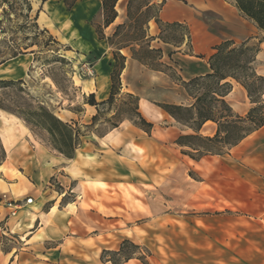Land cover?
Returning a JSON list of instances; mask_svg holds the SVG:
<instances>
[{"label":"rangeland","instance_id":"1","mask_svg":"<svg viewBox=\"0 0 264 264\" xmlns=\"http://www.w3.org/2000/svg\"><path fill=\"white\" fill-rule=\"evenodd\" d=\"M30 1L28 15L25 5L15 1L12 21L3 24L4 32L0 30V50L5 51L8 44L24 51L0 65V78L21 79L22 101L44 105L64 121L77 122L88 134L74 159L64 156V171H53L61 155L43 130L31 131L30 140L17 142L20 152L13 158L31 182L50 184L59 192L63 188L64 224L70 233L83 234L84 264H103V250L118 249L124 239L150 252L147 264H264V129L224 155L194 160L183 154L175 140L185 132L169 115H159L158 104L190 105L192 99L169 76L134 60L128 49L122 53L135 66L130 76L124 78L121 73L122 89L132 90L158 115L146 113L142 104L141 113L154 124L151 133L130 120L111 130L106 122L86 128L97 113L95 106L85 103L86 97L95 93L98 101L105 100L111 88L114 47L100 36H111L115 26L125 21L127 0H118V17L107 28L102 26L101 0H77L71 8L64 0ZM170 1L174 19L191 30L195 53L186 54L185 45L179 50L157 39L152 44L163 48L164 60L185 79L197 75L219 42L259 35L249 20L239 16L235 33L215 37L212 30L211 38L203 37L201 24L208 28L216 23L213 13L206 11L230 7V1L165 3ZM149 32L157 35L159 30L149 23ZM31 43L35 44L24 49ZM172 51H176L175 63L168 59ZM256 68L264 75V41ZM233 83L227 101L244 115L250 100ZM107 113L111 115L112 109ZM8 119L7 112L0 111L1 132ZM215 130V123L208 122L201 132L213 135ZM125 264L144 263L134 258Z\"/></svg>","mask_w":264,"mask_h":264},{"label":"trees","instance_id":"2","mask_svg":"<svg viewBox=\"0 0 264 264\" xmlns=\"http://www.w3.org/2000/svg\"><path fill=\"white\" fill-rule=\"evenodd\" d=\"M15 1L16 4L21 2L25 5L27 15L32 10L30 0H0V8L3 7V12L0 14L1 32L6 30L3 24L12 21L10 15L11 12L16 11ZM64 1L68 8L77 2V0ZM228 1L232 2L241 16L256 26L259 35L240 42L234 39L221 41L213 46L214 51L208 58L209 71L185 79L173 64L164 60L163 48L153 46L152 43L157 39L179 50L185 45L186 54L192 55V34L188 24L177 20L165 21L161 18L160 12L165 0L161 3L156 0H127L125 21L115 26L111 36H100L114 47L110 76L111 88L109 97L105 100L98 101L95 93L86 97L85 103L97 109V113L92 117L91 125H86V128H93L99 122H106L111 130L118 127L124 120H130L147 133H151L154 127L153 122L140 111V97L132 92H123L120 77L127 59V56L122 53L123 49H128L131 57L142 65L169 76L173 82L182 86L192 99L190 105L158 104L185 132L178 135L175 143L181 147L182 153L190 158L199 160L206 155L227 154L249 135L262 128L264 126V75L258 72L256 60L264 41V0ZM117 3L118 0H101L104 28L110 26L118 17ZM212 13L215 18H220L219 14ZM151 21H154L158 27L157 35H151L149 32ZM205 21L207 22V19ZM42 31L48 32L47 29ZM34 44H27L24 49ZM175 52L168 53V59L172 63H175L173 59ZM22 53L24 51L21 47L7 44L5 51L0 50V65ZM233 82L244 87L250 100L251 107L244 115L236 112L226 99L233 89ZM22 83L21 79L0 78V110L23 119L35 133L38 129L43 130L53 149L68 159H74L82 145L83 137L88 132L83 131L77 122L71 124L64 121L44 105L33 106L27 101H22L23 98L18 94L23 90ZM109 108L112 109L111 115L107 113ZM208 122L216 125L213 135H205L201 132ZM102 135L105 134H100ZM6 157L7 152L0 134V165ZM144 249L140 244L124 239L118 249H104L101 261L103 264H125L136 258L147 264V256L150 252L147 249L144 252Z\"/></svg>","mask_w":264,"mask_h":264},{"label":"crops","instance_id":"3","mask_svg":"<svg viewBox=\"0 0 264 264\" xmlns=\"http://www.w3.org/2000/svg\"><path fill=\"white\" fill-rule=\"evenodd\" d=\"M230 3V7L220 5L216 9H211L212 12L219 14L220 18H216V23L208 28H203L201 24L200 33L204 34L203 37L211 38L208 32L212 30L215 31V37L235 33L234 27L241 15L232 2ZM173 7L174 4L171 1L164 4L160 12L163 20L176 21ZM150 24H155L157 27L155 22H150ZM192 43L193 53H195L194 40ZM197 58L201 59L200 56ZM134 66L131 58L126 61L122 76L124 78L130 76L134 71ZM208 71L207 59L200 64L197 75L205 74ZM237 84L246 91L241 84ZM128 91L133 92L132 90ZM232 93L233 91L227 97ZM142 104L146 107V113L158 116L144 100H140V109H142ZM7 114L10 119L6 123L4 132L0 131L7 152L6 160L0 165V264H84V236L80 232L70 233L68 225L64 224L63 188L59 192L50 184L46 186V184L33 183L19 170V164L14 161L13 155L20 152L17 142L22 138L30 140L31 130L19 117ZM159 115L169 114L161 108ZM263 129L264 126L259 130ZM60 155L61 157L57 158L58 167L53 171H64V156ZM60 185L64 187V181H61ZM3 196L9 200L22 201L15 215H11L10 208L7 207L4 200H1ZM27 198H32V201L27 203ZM69 205L71 206V204Z\"/></svg>","mask_w":264,"mask_h":264},{"label":"built area","instance_id":"4","mask_svg":"<svg viewBox=\"0 0 264 264\" xmlns=\"http://www.w3.org/2000/svg\"><path fill=\"white\" fill-rule=\"evenodd\" d=\"M1 200L5 201V204L7 205V207L10 208V211H11V215H15L17 210L19 209L20 205H21V202L20 200H9L7 199V197L3 196L1 198ZM32 201V198H27L26 199V202L29 203Z\"/></svg>","mask_w":264,"mask_h":264},{"label":"bare ground","instance_id":"5","mask_svg":"<svg viewBox=\"0 0 264 264\" xmlns=\"http://www.w3.org/2000/svg\"><path fill=\"white\" fill-rule=\"evenodd\" d=\"M145 109H146V107H145Z\"/></svg>","mask_w":264,"mask_h":264}]
</instances>
